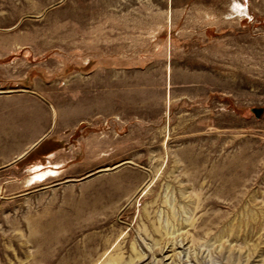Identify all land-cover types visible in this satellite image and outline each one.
Segmentation results:
<instances>
[{"label": "rangeland", "instance_id": "374dc122", "mask_svg": "<svg viewBox=\"0 0 264 264\" xmlns=\"http://www.w3.org/2000/svg\"><path fill=\"white\" fill-rule=\"evenodd\" d=\"M0 264H264V0H0Z\"/></svg>", "mask_w": 264, "mask_h": 264}, {"label": "bare ground", "instance_id": "6f19581e", "mask_svg": "<svg viewBox=\"0 0 264 264\" xmlns=\"http://www.w3.org/2000/svg\"><path fill=\"white\" fill-rule=\"evenodd\" d=\"M33 175L29 178V183H34L36 181L45 180L51 176L58 175L59 171L53 167H44L42 164H37L34 168Z\"/></svg>", "mask_w": 264, "mask_h": 264}, {"label": "water", "instance_id": "95a60500", "mask_svg": "<svg viewBox=\"0 0 264 264\" xmlns=\"http://www.w3.org/2000/svg\"><path fill=\"white\" fill-rule=\"evenodd\" d=\"M254 111H255L256 114L259 116V115H260V112L262 111V109H260V108H259V109H258V108H255ZM25 153H27V151H26ZM23 155H24V154H23ZM23 155H22V156H23ZM22 156H21V157H22Z\"/></svg>", "mask_w": 264, "mask_h": 264}, {"label": "crops", "instance_id": "0c3cea01", "mask_svg": "<svg viewBox=\"0 0 264 264\" xmlns=\"http://www.w3.org/2000/svg\"><path fill=\"white\" fill-rule=\"evenodd\" d=\"M39 140V138L37 139V140H35L34 142H37ZM33 144V143H32ZM32 145H30V147H31ZM28 147V148H27ZM27 147H25L24 149H29L30 147L29 146H27Z\"/></svg>", "mask_w": 264, "mask_h": 264}]
</instances>
